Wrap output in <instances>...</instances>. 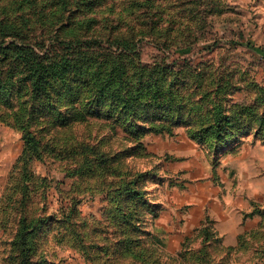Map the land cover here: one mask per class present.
Returning <instances> with one entry per match:
<instances>
[{"label":"rangeland","instance_id":"1","mask_svg":"<svg viewBox=\"0 0 264 264\" xmlns=\"http://www.w3.org/2000/svg\"><path fill=\"white\" fill-rule=\"evenodd\" d=\"M21 1L0 0V18L29 17L19 35L44 39L43 52L52 35L93 31L101 51L115 49L107 37L124 30L142 63L202 81L191 83L194 114L133 115L66 85L33 100L0 57V264H264V0H65L60 14L49 0ZM143 6L148 24L130 27L144 33L133 38L124 23ZM5 34L8 45L16 33ZM216 105L237 116L222 140L205 132ZM234 203L223 224L243 229L227 244L220 211ZM23 222L36 225L24 248L14 243Z\"/></svg>","mask_w":264,"mask_h":264},{"label":"trees","instance_id":"2","mask_svg":"<svg viewBox=\"0 0 264 264\" xmlns=\"http://www.w3.org/2000/svg\"><path fill=\"white\" fill-rule=\"evenodd\" d=\"M26 1L22 0L21 2ZM135 1L138 2V0ZM145 1L150 2L149 0ZM49 3L56 8L57 14L62 13V10L68 5L65 0H49ZM22 6L24 4L18 3L16 7L22 8ZM135 6L137 5L132 7ZM143 8L145 11L133 13L131 14L132 19L125 20L124 25L129 26L126 30L130 31L133 38L136 34L144 33L130 27L135 23L142 27L148 24V21L145 20L148 8L145 6ZM157 18L155 23L163 20L162 16ZM29 22L30 18L27 16H24L22 22H18L16 19L10 20L7 17L0 18V57L3 58L1 62L12 66L11 71L7 70V72L10 71L9 81L14 83L12 78H19L21 84L28 87L33 100L51 98V95L58 92L62 85H66L67 91H77L80 94L83 91L91 92L98 102L101 99H109L110 103L113 102L119 110L133 115L148 108L174 111L180 113L179 116L185 114L187 107L191 109L190 114H194L198 110L197 102L194 99L198 86L196 83L194 85L191 83L197 80L202 81L201 78H198L199 74L189 72L187 78L178 79L174 77L179 76V72L168 65L142 63L137 54L136 58L134 57L136 45L134 41L136 40L133 41L126 31L122 30L121 35L115 36V38L107 37L110 42H115V49L101 51L99 49L101 37L93 31L92 35L87 38L78 35L69 41L59 39L56 34L52 35L50 40L57 44H52L43 52L44 39H40L42 42L36 40L31 43L19 35L21 34L19 32L25 31ZM151 27H154V24ZM6 32L16 33L9 37L12 40L8 45H4V40L8 38ZM156 35L166 38L162 32ZM160 43L166 46L168 44L165 39ZM163 45L160 47H165ZM1 76L0 66V98L6 94ZM19 92L21 93V91ZM181 93L185 94V98L180 96ZM78 100L80 97L75 101ZM72 107V116L76 115L77 120L84 119V114L80 113L81 110H75L73 105ZM214 109L205 132L207 136L212 135L217 140H222L223 134L229 132V126L235 124L234 120L237 116L224 114L222 107L218 105ZM72 116L65 123L70 121ZM24 138L28 149L39 152V140L31 131L25 129ZM127 196V199H134L138 198L139 193L130 189ZM30 227L33 231L36 225L23 222L19 239L14 243L22 248L26 247V236L31 232ZM21 261L25 262L24 254Z\"/></svg>","mask_w":264,"mask_h":264},{"label":"crops","instance_id":"3","mask_svg":"<svg viewBox=\"0 0 264 264\" xmlns=\"http://www.w3.org/2000/svg\"><path fill=\"white\" fill-rule=\"evenodd\" d=\"M234 206H236L235 203L230 204V206L228 207L225 206L220 211V219H222V222L218 223V229L219 232L224 236V242L227 244H233L235 241L233 238H235V236L243 229L242 226L238 224H234V223L232 225L223 224L224 222L227 223V221L230 219L231 217L230 209L233 208ZM237 206H240V203H238ZM247 226H245V229L247 228Z\"/></svg>","mask_w":264,"mask_h":264}]
</instances>
